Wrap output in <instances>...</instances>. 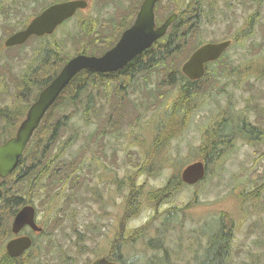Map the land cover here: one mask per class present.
I'll list each match as a JSON object with an SVG mask.
<instances>
[{"label":"rangeland","instance_id":"1","mask_svg":"<svg viewBox=\"0 0 264 264\" xmlns=\"http://www.w3.org/2000/svg\"><path fill=\"white\" fill-rule=\"evenodd\" d=\"M53 1L29 0L26 6L25 0L22 5L24 23ZM165 2L168 0H163ZM203 2L209 17L203 20L199 33L206 42L234 38L253 13L257 12V18L252 33L240 43H234L228 56L214 67V76L199 86L204 97L196 105L188 127L172 138L170 143L168 141L169 146L160 153L163 159L161 175L146 178L143 174L142 181L146 178L153 186H164L169 177L181 172L185 162H193L200 157L204 129L212 124L219 113L225 112V116L229 117L251 113L253 121L258 119L264 124V0ZM135 3L137 0H89L86 9L60 25L54 36L45 42L49 45L62 44L61 57L73 55L87 43L95 45L100 33L113 31L122 21V14ZM85 22L87 28L82 26ZM22 25L23 21L16 15L8 16L0 12V107L25 106L26 99H32L37 92L34 86L26 92L25 98L18 96L27 69L28 75H32L34 69H40L37 59L41 49L40 40H29L24 46L14 49H6L3 45L6 31ZM162 78V73H156L154 85ZM134 90L130 88L129 97L138 103L137 112H128V120L122 123L121 115L114 111L119 122L113 123L114 126L105 133L104 120L111 111L105 110L99 118H92L89 122L79 115L75 117L79 137L64 154L69 160H86V169L69 192L65 189L67 191L62 190L63 193L60 191L57 196L46 194V197L41 194L44 196L41 197L43 202L55 198L52 203H46L48 210L54 205L46 221L53 230L46 240L39 242L29 262L26 257L24 262L18 264H35V261L37 264H88L101 253H110L111 239L123 203L120 206L114 203L108 205L105 211L101 208V178H125L131 174L134 170L132 156L146 149L151 142V131L144 126L161 108L153 106L154 100H149L145 89L143 92ZM74 123L63 130L62 139L73 131ZM96 131L99 132L98 136L94 133ZM142 142L143 147L140 145ZM60 145L57 144L51 156L60 151ZM263 164L264 142L263 147L254 149L237 141L218 162L208 166V173L201 183L187 185L170 198L164 207L176 213V208H180L181 216L175 229L169 233V245L162 253L165 256L157 254L156 262L170 260L172 264H199L207 237L199 233L194 236L195 231H202L205 223L224 213L234 223L232 264H264V178L254 175L255 171H261ZM152 206L149 202L147 208ZM149 215L150 211L144 209L132 221V227L143 225ZM171 220H175V217ZM203 229L209 230V226ZM125 230L122 229V232ZM134 245L140 257L153 253L145 250L143 242ZM177 253L179 258L176 257ZM2 255L0 244V259ZM147 263L150 262L138 260L136 264Z\"/></svg>","mask_w":264,"mask_h":264},{"label":"trees","instance_id":"2","mask_svg":"<svg viewBox=\"0 0 264 264\" xmlns=\"http://www.w3.org/2000/svg\"><path fill=\"white\" fill-rule=\"evenodd\" d=\"M26 1V6H28L29 0ZM60 1L64 0H54L51 3ZM142 1L137 0V3L128 12L122 14V21L114 27L113 31L100 33L95 45L87 43L73 55L61 57L62 44L53 43L49 45L45 41L41 42L43 45L39 60L41 78L34 82L37 92L32 99H26L25 106L14 109L0 108V118L3 119L0 122L2 127L0 129V145L14 134L25 117L28 108L37 99L40 90L52 81L73 56L79 53L101 55L117 43L122 32L133 24ZM203 4V0H168L167 3L160 0L156 5L157 25L162 24L171 13L176 12L178 14L167 34L156 41L151 48L134 58L121 71L100 73L84 69L79 72L48 110L25 149L18 167L7 178H25L27 181L25 184L32 187L28 190H32L34 195L38 192L39 181L44 178L49 182H51V178H55L58 181L55 184L62 185L65 190L66 182L71 178L74 180L80 178L87 166L86 160L81 162H78L77 158L69 160L63 153L79 137V129L74 123L75 117L79 115L85 122H89L92 118H99L102 112L107 110L111 111L104 120L107 128H112L113 123L117 124L119 122V117L114 115V111L121 115L122 123L126 122L128 120L127 113L130 111L137 112L139 106L129 97L130 88H135L133 92L145 89L149 100H154L153 106L161 108L144 126L145 129L151 131L150 143L152 146L138 151L135 156H132L134 170L126 178L137 179L138 175L141 174H145L146 178H155L161 175L163 159L160 158V153L169 146L168 141L170 143L172 138H175L188 127L191 116L197 108L196 105L204 97V92L201 91L199 86L205 83L209 77L214 76L215 64L226 58L230 50H227L219 60L211 62L206 74L200 80H190L182 72V64L189 58L191 53L197 47L206 43L205 40L201 39L199 33L203 20L209 17ZM249 19L250 25L253 16ZM25 25L26 23H23V27ZM82 26L87 28L86 22ZM213 65L214 67H212ZM35 73L36 70L34 69L32 75ZM156 73H162L163 78L154 85L153 80ZM141 81L144 82L141 83ZM175 88H177L176 92H174ZM113 98H115V101H112ZM71 108H73L72 111ZM225 115V112L219 113L218 116H215L212 124L210 123L204 129L203 142L199 149L202 153L197 160H202L207 166L218 162L232 148L231 140L237 137L230 131L232 127L226 121L229 116ZM71 117L74 120L72 122L74 123L73 131L65 139H62V132L71 124L69 123L72 120ZM6 121H8L7 124H5ZM237 126L236 122L233 123V127ZM94 133L98 136L99 132ZM57 144H61L59 146L60 151L51 156ZM140 145L143 147V142ZM190 163L192 162H185L183 168ZM2 182L1 179L0 186ZM187 185L182 180L180 172L169 179L167 187L164 190L162 189L163 192H158L155 195L151 194L150 196L148 194V200L158 203L157 198H159L168 202L170 198L176 196ZM2 207V199H0V209ZM176 209L175 220H171L173 223L164 228L162 227V230L156 228V226L126 229L124 232L121 230L120 236L116 239L119 249L102 256L121 264H136L138 260L149 261V264H154L157 254L166 252L165 247L169 245V233L175 229L179 221L180 208L177 207ZM172 211L173 209H168V212L174 213ZM134 216H136L135 213L130 218ZM170 217L174 216L170 215ZM214 217L210 223H205L202 226L201 234L207 239L199 264H232L233 253L231 248L235 237L234 223L224 213ZM161 219L166 222L169 218L164 219V215H161ZM213 222H215V226H213ZM8 224L3 220L0 210V225L8 229ZM208 226L209 230L203 229ZM194 236H196V231ZM194 236L193 239L195 240ZM137 242H143L145 250L153 253L146 256L143 254L140 257V254L135 252L134 244ZM126 249H129V251L125 252ZM98 256H101V254ZM162 256L165 255L162 254ZM137 257L140 258L136 259ZM176 257L179 258L178 253ZM168 263H171L170 260L157 261L155 264ZM0 264L18 263L7 260L5 257Z\"/></svg>","mask_w":264,"mask_h":264},{"label":"water","instance_id":"3","mask_svg":"<svg viewBox=\"0 0 264 264\" xmlns=\"http://www.w3.org/2000/svg\"><path fill=\"white\" fill-rule=\"evenodd\" d=\"M160 0H143L134 23L124 30L118 42L102 55L79 53L73 56L61 71L44 87L37 99L31 104L16 133L0 145V177L6 178L18 167L20 160L39 127L44 116L57 101L63 90L82 70L90 69L100 73L116 72L124 69L134 58L148 50L160 38L165 36L177 19L176 12L171 13L162 24L157 25L155 8ZM88 0H66L53 3L36 15L22 30L7 38V47L25 43L31 36L52 34L64 21L73 17L79 9H86ZM231 46V40L208 42L196 48L182 64V72L193 81L201 79L206 73V64L218 60ZM206 166L196 161L181 172L182 180L193 185L204 179ZM3 190L0 186V199ZM36 209L33 205L24 206L16 215L12 224L13 232H19L26 224L36 230H42L35 222ZM32 244L31 238L21 237L7 243V251L19 256ZM91 264H120L107 257H99Z\"/></svg>","mask_w":264,"mask_h":264},{"label":"flooded vegetation","instance_id":"4","mask_svg":"<svg viewBox=\"0 0 264 264\" xmlns=\"http://www.w3.org/2000/svg\"><path fill=\"white\" fill-rule=\"evenodd\" d=\"M24 1L25 0H0V12L8 16L16 15V18H18L20 21L22 20L24 23L25 19L22 18V5ZM252 15L254 19L251 21V24L249 25L250 19L248 18L242 31L238 33L234 38H227V39L217 40L213 42L231 40V46L227 50H229L233 46L234 43L236 44L240 43L245 37L249 36L252 33V27H253V23L255 22L257 18V12L253 13ZM33 17L34 16H32L29 19V22L33 19ZM27 25H25L24 27L22 25V27H19L14 30H7L3 45L6 49H14L18 47L20 48L24 46L29 40L36 39L34 37H37L39 38L40 40L39 43L41 45L40 53H39V56L37 57V59L40 60L41 52L43 48V45L41 44V42L49 39L51 35L33 36V37L31 36L24 44L16 45L13 47H7L5 45V41L7 40L9 36H11L12 34L16 33L19 30L24 29ZM210 63L211 62L206 64V70L208 69ZM217 65L218 63L215 64V66ZM212 67H214V65ZM28 69L24 74L23 80L19 88L18 96L22 98H25L26 92L28 90H31L34 87V82H37L41 78V74L39 72L40 69H36V73L34 75H28L29 73ZM7 108L14 109L10 107H7ZM71 119L72 120L69 121V123L73 122L72 117ZM256 120L257 121L252 120L251 113H245L243 115H238L235 117L231 116L227 118L226 120L227 123H229V125L232 127L230 131L233 132L237 136L236 138L231 140L232 148L234 147L237 141H242L244 145L250 146L254 149H259L260 147H263L264 124L258 121V119ZM1 121H3L2 118H0V122ZM235 122L238 124L237 127H233V123ZM1 128L2 127L0 126V129ZM103 128H104L103 133H105L106 130L108 131L109 129H111L105 126V122H104ZM17 129L15 130L14 134L16 133ZM151 146H152L151 143L147 144V148ZM207 167L208 166H206V171H208ZM254 175L256 177L264 178V164L261 165V171H255ZM142 177H143V174L138 175L137 179L126 178V177L125 178H101V187H102V192L100 196L101 208L105 211L108 205H113L114 203L120 206L123 203V210L119 216L118 223L115 226L114 235L111 239V247H110L111 249H110L109 254H111L114 250L119 249L116 239L118 236H120V232L122 229H138V228L145 227V226H156V228L161 229V227L164 228L165 226H168L169 224L173 223V221H171L170 215L174 217H176L177 215V213L175 212L170 213L168 212V209L166 210L164 206L166 205L167 201H164L163 199H159L157 197L156 198L159 200L158 203H154L148 200V194L150 196L151 194L155 195L158 192H163V190L167 187V183L171 177H169L166 184L162 187L151 185L148 179L146 178L144 179V181H142ZM1 179L3 181L1 185V188L3 190V195L1 197L3 207L0 210H1V216L3 217V220L9 223L8 224L9 227L8 229H5L0 225V244H1L2 254H3L0 261L5 259L6 257L7 260H12L13 262L19 263L22 261L24 262V259L27 257L26 261L29 262L32 259L30 257H32L33 255L32 253L34 249L37 246H39V242L43 239L46 240V238L51 235L52 233L51 231L53 230L49 228L50 224L46 221H47V215L52 213L54 205L51 206V208L48 210V206L46 205V203L47 202L52 203L55 198H51L50 200L43 202L41 201V197H44V196L46 197V194H55L57 196V194L64 189L62 188V185L55 184V183H58V181L55 178H51V182H49V180L46 181L45 180L46 178H44L43 180L39 181L38 192L37 194L34 195V192L32 190H28V189H31L32 187L27 186L25 184L27 182L25 178H22V177L7 178L6 177V178H1ZM59 182L63 183L64 181H59ZM76 183H78V178L75 182L73 181V178L69 179L68 182H66V189L68 190V192H69V189L74 188V185ZM18 185L19 187L15 188ZM67 190H64V191H67ZM123 190H124V196L122 197ZM61 193H63V191ZM41 194H45V195L41 196ZM149 202L153 205L151 208H147L149 205ZM27 205H33L35 207L36 209L35 222L38 227L42 228V230H36L30 225L26 224L19 232L17 233L13 232L12 224L14 222V219L17 213L24 206H27ZM144 209H148L150 211L148 220L139 227H132V221L136 217H138V215ZM163 210L167 212H164ZM134 213L136 214V216H134L133 218H130V216ZM161 215H164V219L166 218H169V219L166 222H164L161 219ZM180 216L181 215L179 213L178 219H180ZM21 237L31 238V241H32L31 246L28 249L24 250L23 253L20 254L19 256L10 255L6 248L7 243L12 239L21 238ZM103 254H106V253H102V255ZM101 256H97L88 264H91L94 260H96L97 258ZM35 264H37L36 261H35Z\"/></svg>","mask_w":264,"mask_h":264},{"label":"bare ground","instance_id":"5","mask_svg":"<svg viewBox=\"0 0 264 264\" xmlns=\"http://www.w3.org/2000/svg\"><path fill=\"white\" fill-rule=\"evenodd\" d=\"M67 86H68V85H67ZM30 87H31V86H30ZM194 94H195V93H194ZM187 102H188V101H187ZM195 103H196V102H195ZM195 103H194V104H195ZM43 131H44V130H43ZM156 131H157V130H156ZM156 133H157V132H156ZM160 133H161V132H160ZM227 134H228V133H227ZM156 135H157V134H156ZM166 138H167V137H166ZM225 142H226V141H225ZM161 143H162V142H161ZM218 146H219V145H218ZM218 150H219V149H218ZM220 150H221V149H220ZM158 151H159V150H158ZM222 151H223V150H222ZM63 153H64V152H63ZM188 165H189V164H188ZM188 165H187V166H188ZM10 193H11V192H10ZM161 228H162V227H161ZM2 229H3V228H2ZM161 230H162V229H161ZM146 235H147V234H146ZM2 237H3V236H2ZM148 240H149V239H148ZM101 257H102V256H101ZM151 258H152V257H151ZM156 260H157V259H156ZM120 264H121V263H120Z\"/></svg>","mask_w":264,"mask_h":264}]
</instances>
